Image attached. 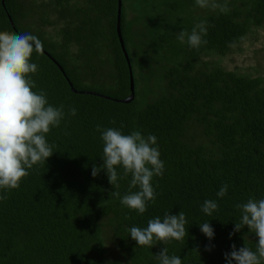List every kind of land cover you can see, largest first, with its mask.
I'll return each mask as SVG.
<instances>
[{
    "label": "trees",
    "instance_id": "16d2710c",
    "mask_svg": "<svg viewBox=\"0 0 264 264\" xmlns=\"http://www.w3.org/2000/svg\"><path fill=\"white\" fill-rule=\"evenodd\" d=\"M224 4V11L204 16H189L186 10L195 11L189 4L165 5L175 15L185 9L189 18H170L162 35L153 21L141 42L146 48L137 46L133 53L122 2L120 32L128 65L116 33L117 0H4V6L0 0V32H27L42 41V51L31 57L38 65L30 77L33 91H44L49 104H63L66 113L60 127L46 135L55 145L53 155L28 170L18 189H0L8 196L0 201V264H158L155 254L163 247L182 264H227L224 253L233 244L255 250L256 238L247 228L231 238L230 233L240 219L235 205L264 199V79L227 70L220 61L253 29L264 27V0ZM201 22L206 44L192 48L187 37L183 43L177 39ZM164 46L173 49L172 59L164 58L166 66L151 89V70L140 58L156 56ZM69 107L76 108V116L67 115ZM97 125L156 136L164 171L153 177L156 199L145 213L110 195L127 194L131 176L115 189L104 170L91 175L93 164H103ZM117 171L122 176L123 170ZM225 183L227 195L218 198ZM205 200L218 203L212 216L201 211ZM181 211L187 220L184 240L141 247L131 239L127 229ZM206 221L214 229L211 241L199 227ZM209 244L214 247L206 251Z\"/></svg>",
    "mask_w": 264,
    "mask_h": 264
},
{
    "label": "clouds",
    "instance_id": "9594fccd",
    "mask_svg": "<svg viewBox=\"0 0 264 264\" xmlns=\"http://www.w3.org/2000/svg\"><path fill=\"white\" fill-rule=\"evenodd\" d=\"M201 8L211 7L224 11L227 5L216 3V0H196ZM205 22L195 25L190 33L180 31L177 39L192 48H199L207 41ZM42 41L30 33L0 32V189H18L20 181L29 175L30 169L37 164H45L54 153L55 145L49 144L46 135L52 128H59L65 119V106L55 107L49 104L44 91L35 92L34 81L30 78L38 71V65L31 62L35 51H42ZM75 107H69L67 115L76 116ZM115 123V121H113ZM123 127V125H121ZM103 142V164H93L91 175L95 178L101 170L106 172L109 184L119 189L120 179L131 176L127 194L122 198L119 191H112L111 196L120 198V204L139 214L146 211L148 202H155L156 193L152 186L153 177L162 176L164 162L160 159L155 135L143 136L140 131L124 134L117 128L96 126ZM67 134V133H66ZM123 170L122 176L117 168ZM228 184L225 183L216 193L218 198L227 195ZM133 189H137L133 191ZM8 198L7 191L0 194V201ZM216 200H205L201 211L208 215L218 211ZM240 219L234 222L233 232H241L247 228L256 238L253 250L245 243L224 253L227 264H264V199L249 198L247 202L235 205ZM128 219V217H125ZM186 215L166 213L163 218L148 220L145 228L133 226L128 230L137 246L152 247L155 241L168 243L171 240L182 241L187 235ZM201 232L211 241L214 229L210 221L199 224ZM213 245L205 246L211 251ZM198 252V249H194ZM158 264H182L179 256L169 255L166 247L155 254Z\"/></svg>",
    "mask_w": 264,
    "mask_h": 264
},
{
    "label": "rangeland",
    "instance_id": "374dc122",
    "mask_svg": "<svg viewBox=\"0 0 264 264\" xmlns=\"http://www.w3.org/2000/svg\"><path fill=\"white\" fill-rule=\"evenodd\" d=\"M122 2L125 16L124 27L129 29L128 37L126 36L127 47L133 53H137V46L139 48L141 46H143L142 48H146V45H143L141 42L147 40L145 35L148 34L149 26H151L153 21L155 23L154 31L156 34L162 35L165 31V22L171 20L170 18H172V21L174 18L175 21L177 19L178 21H184L186 18H189L185 15V9H183L188 4L195 7V11L190 14L186 10L189 16L193 14L204 16L213 10L211 7H199L196 4V0H122ZM168 4L176 8L181 6L184 12L181 10L180 14L177 15L169 13L165 7ZM223 4L224 0H221V5ZM175 12L179 13L178 11ZM195 18L193 17L191 20L194 21ZM142 48L141 50H144ZM150 48L154 47L151 46ZM172 50L168 46H164L161 50L154 51V54L156 56L160 55V57L153 56L152 54L147 57L141 55L139 63L144 67L147 65L149 67L148 70H151V75L148 78V84L151 89L152 87H156V77H159L164 66H166L167 60L164 58L172 59ZM220 63L227 70L238 71L239 73L250 74L251 76H260L264 79V27L253 29L247 35V40L232 48L231 52L221 59ZM145 77H147V74Z\"/></svg>",
    "mask_w": 264,
    "mask_h": 264
},
{
    "label": "water",
    "instance_id": "95a60500",
    "mask_svg": "<svg viewBox=\"0 0 264 264\" xmlns=\"http://www.w3.org/2000/svg\"><path fill=\"white\" fill-rule=\"evenodd\" d=\"M1 4L4 6V0H1ZM121 6H122V0H117L116 33H117L120 48H121L123 55L127 61V64L129 65L127 53H126L124 43L122 40V36H121V32H120ZM9 21H10V18H9ZM10 23H11V21H10ZM56 65H57L58 69L60 71H62V68L58 64H56ZM130 74H131V72H130ZM68 84H69L72 92L76 93V91L72 88V85L69 82H68ZM130 89H131V92L133 93V82L131 80V77H130ZM131 99H132V96L129 99L125 100V102H129Z\"/></svg>",
    "mask_w": 264,
    "mask_h": 264
}]
</instances>
